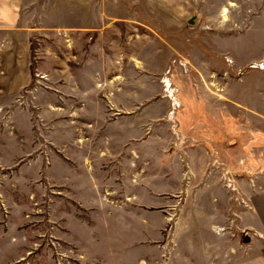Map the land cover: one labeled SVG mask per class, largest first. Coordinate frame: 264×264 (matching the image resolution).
<instances>
[{
  "label": "rangeland",
  "instance_id": "1",
  "mask_svg": "<svg viewBox=\"0 0 264 264\" xmlns=\"http://www.w3.org/2000/svg\"><path fill=\"white\" fill-rule=\"evenodd\" d=\"M21 25L0 34V264H264V171L228 160L213 206L177 197L204 141L264 150V0H38Z\"/></svg>",
  "mask_w": 264,
  "mask_h": 264
},
{
  "label": "crops",
  "instance_id": "2",
  "mask_svg": "<svg viewBox=\"0 0 264 264\" xmlns=\"http://www.w3.org/2000/svg\"><path fill=\"white\" fill-rule=\"evenodd\" d=\"M37 1L38 0H0V34H18L19 32H21L23 30L21 29V18L23 17V11L26 7L32 6ZM26 30L30 35L33 32L32 30L34 29L29 28ZM14 44V42H8V46L11 45V49L16 48ZM184 136H186L185 133ZM228 139L229 137L224 138V140ZM262 140L263 139L261 138L259 143H257V146L253 147V150L258 148V151H261V148L263 147L259 146L264 144ZM195 142L197 141L195 140ZM204 142L199 145H202L204 149L199 151L197 149L190 150L191 154L187 157V160L189 162L188 165L190 164L191 168L190 171L192 179L196 183V185L195 187L177 185V197H182L183 194L190 195L194 193L195 197L193 198V203H195V205L198 206L202 204L205 206H213V203H216L219 198L213 195L215 191H213L212 184L216 179H218L217 182L222 181V177L226 169H228V167L230 168V165L227 164L228 160L238 165L245 164L243 165V168L247 170L245 171L246 174L250 175L251 173L256 172L258 178L262 177L261 172L264 171V150H262L259 155L256 154L257 156L255 155L254 157H248L246 155L249 150L248 148V150H244L242 153H240L239 156H236V158L232 160L229 156L230 152L225 151L223 149V145H220V147L222 146L223 148L221 147V149L217 150V147L212 146L209 142ZM191 144L195 146V144ZM209 170H212L213 172L211 175H209ZM241 188L242 186L240 187V191L238 190V194L239 192L241 193ZM227 198L229 199V197ZM207 223L209 226H211L212 224V222H208V219ZM204 231L209 234L208 228H203L202 233H204ZM218 238L221 239V259L222 261H224V258L227 257L228 260V235H220V237ZM212 256H214V254H212Z\"/></svg>",
  "mask_w": 264,
  "mask_h": 264
},
{
  "label": "bare ground",
  "instance_id": "3",
  "mask_svg": "<svg viewBox=\"0 0 264 264\" xmlns=\"http://www.w3.org/2000/svg\"><path fill=\"white\" fill-rule=\"evenodd\" d=\"M224 14L226 13V11L223 12Z\"/></svg>",
  "mask_w": 264,
  "mask_h": 264
},
{
  "label": "water",
  "instance_id": "4",
  "mask_svg": "<svg viewBox=\"0 0 264 264\" xmlns=\"http://www.w3.org/2000/svg\"><path fill=\"white\" fill-rule=\"evenodd\" d=\"M190 23H192V21H190Z\"/></svg>",
  "mask_w": 264,
  "mask_h": 264
}]
</instances>
